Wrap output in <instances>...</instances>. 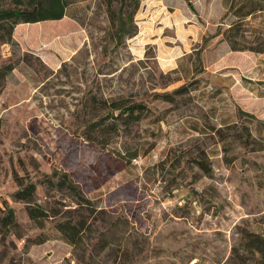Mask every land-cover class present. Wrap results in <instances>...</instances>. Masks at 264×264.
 <instances>
[{
    "label": "rangeland",
    "instance_id": "rangeland-1",
    "mask_svg": "<svg viewBox=\"0 0 264 264\" xmlns=\"http://www.w3.org/2000/svg\"><path fill=\"white\" fill-rule=\"evenodd\" d=\"M68 1L61 20L18 24L0 45V68L12 67L0 83V208L14 210L23 233L0 230V264H260L246 241L264 237V98L239 83L264 52L225 55V36L233 27L238 48H264V15L237 21L230 0ZM224 73L238 82L211 98ZM118 100L148 112L91 131L99 104ZM54 169L91 210L42 183ZM15 175L36 184L44 229L12 199ZM80 219L73 248L57 224ZM36 238L46 240L24 247Z\"/></svg>",
    "mask_w": 264,
    "mask_h": 264
},
{
    "label": "trees",
    "instance_id": "trees-1",
    "mask_svg": "<svg viewBox=\"0 0 264 264\" xmlns=\"http://www.w3.org/2000/svg\"><path fill=\"white\" fill-rule=\"evenodd\" d=\"M125 1V0H122ZM69 5L68 0H1L0 3V45L9 44L12 41L13 29L18 24H36L44 21H57L61 20L65 16V10ZM227 15L234 17L237 21H245L252 18L253 16L264 15V0H232L226 4ZM138 9V3H136L134 12ZM255 32L261 33L259 29H254ZM234 32L233 27L226 33L225 41L228 43L232 52H243L252 51L256 53H263L264 48L258 50L252 49H241L238 48L232 41L231 37H228ZM228 35V36H227ZM264 38V32L261 33ZM227 37V38H226ZM12 69L11 66H5L0 68V83ZM245 79V80H244ZM241 80V79H240ZM218 84L215 85L214 96L211 98L218 99L222 98L225 91L228 88L222 84L223 78L216 76ZM243 87L250 92H256L258 97H264V84H257L247 78L241 80ZM1 87V85H0ZM213 95V93H212ZM99 110H103L95 119L90 122L88 126L91 131L103 133L105 129H112L113 126H117V122L120 120L125 125L132 124L140 121L145 114L148 112L147 108L135 102H126L124 100L112 101L107 103L102 101L99 104ZM249 120L262 122L255 119L252 115H247ZM219 118V117H218ZM215 119H217L215 117ZM219 122L221 126H228L232 123V118L220 117ZM264 123V122H262ZM260 123V124H262ZM263 128V127H260ZM111 130V132H112ZM264 131V130H263ZM261 132H258V137H262ZM250 136V135H249ZM91 143L95 142V139H88ZM98 144V143H94ZM137 153L129 154V161L136 159ZM196 165L204 172L209 174L211 169L208 167L207 162L199 157L194 161ZM14 180L17 185V190L12 194L14 201L22 202L25 204V211L28 219L37 229H44L45 222L50 217L49 212L43 209L34 201V194L36 191V184L25 180L23 177L18 175L14 176ZM50 190L55 189L61 194H64L66 198H71L72 202L79 208H85L91 210L90 201L85 198L80 186L70 177L69 174L58 169H54L50 174L45 175L42 180ZM86 223L83 219H80L76 224L70 222H61L57 224V231L61 234L62 239L73 248H77L82 242V231ZM0 230L4 233H10L15 235L17 238H23L21 226L15 219L14 210L8 205L4 204L3 208H0ZM246 245L256 251L263 257L264 256V237L262 235L249 233ZM46 239H26L24 247L27 249L30 245H38L44 242ZM260 264H264L262 258Z\"/></svg>",
    "mask_w": 264,
    "mask_h": 264
},
{
    "label": "crops",
    "instance_id": "crops-1",
    "mask_svg": "<svg viewBox=\"0 0 264 264\" xmlns=\"http://www.w3.org/2000/svg\"><path fill=\"white\" fill-rule=\"evenodd\" d=\"M225 8H226V4H225ZM225 11H226V13H227V8L225 9ZM231 17V16H230ZM226 42V41H225ZM226 46H227V48H226V50L227 51H225V55H227V54H229V53H231L232 51L230 50V47L228 46V43L226 42ZM258 59H256L255 60V71L254 72H252L251 73V76L250 77H248L247 79L248 80H250V81H253V82H260V81H264V66H260V68H259V66H258V63H259V61H257ZM260 63H262V61H260ZM263 64V63H262ZM230 71V70H229ZM231 72H232V70H231ZM226 73H227V71H226ZM226 73H224L225 74V76H223V75H219V77L220 78H223V81H222V84L223 85H225L227 88H228V90L231 88V87H229V86H231V84H232V79H230V77L231 78H233L234 79V75H232V73H230L229 75L228 74H226ZM235 80V79H234ZM235 82H238V81H236L235 80ZM234 84V83H233ZM239 85H240V87L243 89V90H245L251 97H253V98H257V99H260V98H264V97H258L257 96V93L255 92H250V90H247L245 87H243L240 83H239ZM263 90H264V88H263Z\"/></svg>",
    "mask_w": 264,
    "mask_h": 264
}]
</instances>
